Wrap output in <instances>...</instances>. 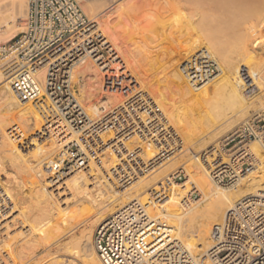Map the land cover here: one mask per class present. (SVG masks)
I'll use <instances>...</instances> for the list:
<instances>
[{
	"label": "bare ground",
	"instance_id": "bare-ground-1",
	"mask_svg": "<svg viewBox=\"0 0 264 264\" xmlns=\"http://www.w3.org/2000/svg\"><path fill=\"white\" fill-rule=\"evenodd\" d=\"M27 1L0 0V40L17 35ZM156 5L164 22L152 27L157 35L141 39L135 56L125 48L127 34L123 51L110 42L108 59L87 54L69 71L73 81L91 75L107 92L130 93L123 99V120L117 111L121 105L112 101L85 108L93 121L99 119L90 129L92 154L48 104L19 100L13 83L21 64L12 59L14 53L0 55L8 54L2 71L15 70L12 76L0 75V264H102L93 243L96 225L133 202L148 204L149 230L159 249L175 243L195 257L211 247L212 226L237 201L264 193V150L253 144L264 147V127L258 128L264 122V0H161ZM226 7L230 12H221ZM89 21V31L107 37L97 21ZM89 59L92 68L84 63ZM46 70L43 64L36 72L41 85ZM247 126L257 139L224 151ZM167 127L177 130L181 141ZM142 138L143 147L138 145ZM74 146L80 152L74 154ZM178 147H189L192 156H168ZM116 150L129 167L123 166V182L109 175ZM156 154L166 159L144 171V157ZM80 155L90 159L87 165L50 168ZM243 161L252 167L234 191L215 186L222 185L228 168ZM176 170L180 175L172 176ZM190 195L200 198L192 203Z\"/></svg>",
	"mask_w": 264,
	"mask_h": 264
},
{
	"label": "built area",
	"instance_id": "built-area-1",
	"mask_svg": "<svg viewBox=\"0 0 264 264\" xmlns=\"http://www.w3.org/2000/svg\"><path fill=\"white\" fill-rule=\"evenodd\" d=\"M92 24L78 0H28L23 30L0 51V55L14 53L21 64L13 83L19 100L48 104L50 112L63 121L65 127L78 132L90 154L93 141L89 134L94 121L85 112L79 100V89L69 71L87 54L90 59L98 56L108 59L113 52L104 36L89 31ZM43 64L47 65V70L41 85L36 72ZM119 104L117 111L123 120V98ZM263 127L264 122H259L258 128ZM256 139L257 135L247 126L242 138H234L231 146L241 140L250 144ZM80 150L79 146H74L71 151L75 154ZM120 150L123 152L122 144ZM116 153L117 162L110 168L109 175L123 182V166H128L123 163L121 153L118 150ZM89 161L80 155L72 160L56 161L50 168L64 171L70 166L87 165ZM251 167L248 161L235 164L222 175L220 183L236 184ZM147 205L133 202L97 225L93 243L102 264H141L145 260L149 264H264V193L237 201L222 220L212 226L211 247L195 257L175 243L158 248V239L149 230Z\"/></svg>",
	"mask_w": 264,
	"mask_h": 264
},
{
	"label": "rangeland",
	"instance_id": "rangeland-1",
	"mask_svg": "<svg viewBox=\"0 0 264 264\" xmlns=\"http://www.w3.org/2000/svg\"><path fill=\"white\" fill-rule=\"evenodd\" d=\"M160 2H161V0H156V2H155V0L154 1L153 0H145L144 3H138V4L137 3H134L131 6H129L128 8H126L125 6H123V0H119L117 3H114L113 5L109 6L108 8H107L108 5H106V4H99V5H91V4H88V5H86L87 8H88V11H87V9H85V7H83L82 4H81V7H82L83 12L85 13V15L88 17V19H93L94 21H97L99 23L100 28H101V31H103L105 33V35H107V37H105V38L108 39V40L109 39L112 40V41L109 40V42H111V43H117L121 47L122 51H123V36L124 35H127V34L131 35V36L128 35L129 38H130L129 41H128V39L126 41L124 40L125 41L124 44L125 45L127 44L126 45L127 47H125L126 50H129L131 48V50H129L130 51L129 54H131L132 57H133V56L136 55V52L138 51V50H136L138 48V46H141L142 45L140 43L141 42V39L142 40H145V39L147 40V39H151L154 35H157L158 34V31H154L155 29L153 30L152 27H154V26L156 27L157 26L156 23H162V22H164L163 21V18H161L162 15H161V17L158 16L159 14H157V12L155 11L156 10L155 7L157 6L156 3H160ZM231 8L234 11V8L235 7H231ZM152 10H153V12H152ZM222 11H223V13H224V11L230 12L229 11V8L227 9V7L226 8H223L221 10V12ZM94 12H96L98 14L95 15ZM154 12L157 14L156 16H155ZM153 14H154V16H153ZM156 17H159L160 19H158ZM24 18L25 17L23 16V18L21 19V21H19V23H21V25H19L17 28L20 27L21 29H19V31H17L18 33H20L23 30ZM131 18H133V20H131ZM151 22H152V24H151ZM153 24H155V25H153ZM132 31H134V32H132ZM138 31L140 32V35H141V31H148V35L146 33L145 35H147V36L142 35V37H140V36H138L139 35L138 34ZM210 31H212V30H210ZM213 31H215V30H213ZM135 34H137L136 37H135ZM8 36H9V34H8ZM8 36H6V37L3 36L4 39L1 37L0 45L3 46L6 43H8L9 41H11V40H8L7 39ZM167 36H166V34H164V36H162L163 38H161V39L166 40ZM163 45H167V42H164ZM155 49L156 48L150 49V52H154ZM134 52H135V54H134ZM126 53H128V51ZM8 54H11V53H8ZM8 54L4 55L3 57L0 56V66H1L0 67V75L3 74L5 76V78L6 77H9V75L12 76L15 73V70H10V71H6V72L4 70L2 71V67L4 66L5 63L3 65H1L2 64L1 61L4 60L6 57H8ZM122 57H123V54H122ZM12 59H16V57H14V58L12 57ZM91 62L92 61L89 59L88 61H85L84 63L87 65L88 68H92L93 65L91 64ZM73 83L75 84V86L79 90H81V91L84 92L82 94L81 99L79 98L81 100L80 102L82 103V105H84V108H86L87 105H90V104H95L96 106L99 107L105 101H112L111 103L113 105L114 104H119V102L121 101L122 98L124 100H126V98H127V100H128V97L130 96V93L127 94L129 96H127L125 93H120V90H118V91H112V92H107L104 88H102V86L100 85L99 82L91 79V75H81V76H77L76 78H74ZM1 85L2 84L0 83V86ZM95 90H97V91L95 92ZM81 91H79V92H81ZM215 102H216V100H214L212 103H215ZM212 103H209V104H212ZM143 107H148V106H143ZM143 110H145V109L143 108ZM101 111H102V108H101ZM258 111H259L258 109L257 110H251V113L254 114V112L256 113ZM150 116H151L150 117V121H151L152 118H153L152 117V113H150ZM97 120H99V119H97V118L94 119V121H97ZM162 122L164 123V120H162L161 123ZM168 129L170 131L172 130V128H170V127L169 128L167 127V130ZM171 132L173 134H175V135H178L179 134V132L177 130H174V131H171ZM139 138H141V137H139ZM142 140H143V138H142ZM142 140L140 142H138V145L143 147L145 141L144 140L142 141ZM179 141H181V140L179 139ZM216 141L217 140H214L213 142H216ZM253 144H258L264 150L263 145H261L259 143H253ZM179 145L182 146V143L180 142ZM229 146H231V143L230 144H227L226 143V146H225L226 148H224V151L226 149L227 150H230L233 147V146H231V148L228 149ZM251 146L252 145H250L249 147H251ZM186 147H178L180 149L177 148L175 151H172L171 154H169L168 156L174 155L176 152L177 153L179 152V154L181 156L183 155L186 158L187 157H191L192 156V152H191V150H189V147L188 148H186ZM230 151L227 154H229V153L231 154ZM249 156L246 157V160H250L249 159ZM164 158L161 157L159 154H156V156H153V157H150V156L146 155L144 157V160L145 161H148V162H147V167L144 168L145 169L144 171L150 170V168L154 166L153 164L155 162H157V161H163ZM139 162H140V165H141L142 164V161L139 160ZM124 164H126L125 161H124ZM126 165L128 166V164H126ZM126 168L128 169L129 167H126ZM179 171L176 170L175 172H173L172 173V176H175V177L179 176L180 175L179 174L180 173ZM1 177L2 176L0 175V181H1ZM181 177H182V179L180 180L181 181L180 186H182V184H184V182H185L184 181V176H181ZM113 180L116 181V179H113ZM238 184L236 183V184H234L232 186H226V185H215V186L223 187V188H225V190L234 191L237 188ZM124 188H125L124 186L123 187H117V189H124ZM183 189H184V187H183ZM157 190L158 191L160 190V185L157 187ZM193 191H194V189L193 190H192V188L189 189L190 194ZM143 196H146V195L144 194ZM194 196L195 195H190L187 200H189L192 203H193V200L198 201V199L200 198V196H197V195L195 197ZM184 200L186 201L185 198H184ZM97 225H96V227H97ZM195 254L198 256V255H201L202 252L199 251L198 253L196 252Z\"/></svg>",
	"mask_w": 264,
	"mask_h": 264
},
{
	"label": "crops",
	"instance_id": "crops-1",
	"mask_svg": "<svg viewBox=\"0 0 264 264\" xmlns=\"http://www.w3.org/2000/svg\"><path fill=\"white\" fill-rule=\"evenodd\" d=\"M119 0H78L79 5L81 7V4L83 5V7H85V9L88 8L86 5L91 4V5H99V4H106L108 5L107 8L111 5H113L114 3H117ZM145 0H123V6H125L126 8H128L129 6H131L134 3H144ZM82 8V7H81ZM83 10V9H82ZM95 15H97L98 13L94 12Z\"/></svg>",
	"mask_w": 264,
	"mask_h": 264
}]
</instances>
